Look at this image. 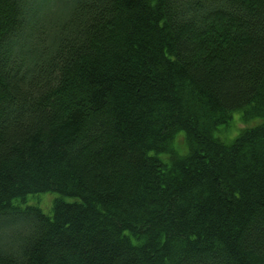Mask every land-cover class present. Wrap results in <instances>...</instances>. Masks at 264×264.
Returning <instances> with one entry per match:
<instances>
[{
    "label": "trees",
    "instance_id": "trees-1",
    "mask_svg": "<svg viewBox=\"0 0 264 264\" xmlns=\"http://www.w3.org/2000/svg\"><path fill=\"white\" fill-rule=\"evenodd\" d=\"M237 112L264 119V0H0V264H264Z\"/></svg>",
    "mask_w": 264,
    "mask_h": 264
},
{
    "label": "rangeland",
    "instance_id": "rangeland-1",
    "mask_svg": "<svg viewBox=\"0 0 264 264\" xmlns=\"http://www.w3.org/2000/svg\"><path fill=\"white\" fill-rule=\"evenodd\" d=\"M262 122H264L263 118H255L251 120L245 121L242 118V113L237 112L234 114L233 119L229 122L228 125H222L219 127L218 131L215 133V137L219 138L222 142L226 144H231L241 132L245 129L253 128L257 125H260ZM184 133H179L176 135L174 140V147L178 151L180 155H186V148L181 147L179 143L183 146L184 139H185ZM160 159L164 162L169 164L170 161L167 159L165 155H159ZM61 198V195L57 193H44L39 195H30L24 202L17 201L15 204L21 205L22 207L25 206H35L40 208L45 214L52 215L53 211V205L56 200ZM64 200L66 202H75L79 201V199L76 198H66L64 197Z\"/></svg>",
    "mask_w": 264,
    "mask_h": 264
}]
</instances>
